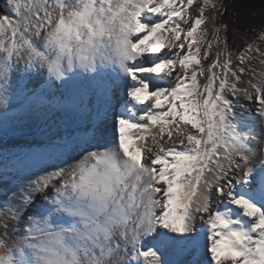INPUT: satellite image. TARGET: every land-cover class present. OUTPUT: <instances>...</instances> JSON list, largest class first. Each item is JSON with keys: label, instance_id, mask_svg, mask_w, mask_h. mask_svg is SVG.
I'll return each instance as SVG.
<instances>
[{"label": "snow or ice", "instance_id": "snow-or-ice-1", "mask_svg": "<svg viewBox=\"0 0 264 264\" xmlns=\"http://www.w3.org/2000/svg\"><path fill=\"white\" fill-rule=\"evenodd\" d=\"M225 12L216 0H4L5 113L66 94L101 107L91 137L0 193V264H264V23L234 66Z\"/></svg>", "mask_w": 264, "mask_h": 264}, {"label": "bare ground", "instance_id": "bare-ground-1", "mask_svg": "<svg viewBox=\"0 0 264 264\" xmlns=\"http://www.w3.org/2000/svg\"><path fill=\"white\" fill-rule=\"evenodd\" d=\"M260 48L264 49V42H261ZM254 56L258 57V53L254 52ZM252 63L257 71L261 69L262 65L259 58ZM177 71H181V69L178 68ZM248 79L249 76L243 78L245 84ZM27 84L30 86H27L28 88L33 87L31 83ZM20 87H24V84H21ZM50 92L56 94L54 91L50 90ZM50 99L52 98L50 97ZM240 99L247 105L248 109L256 107L255 103H249L244 100L243 96ZM97 109L99 107H96ZM117 109L120 108L117 107L116 111ZM237 110L238 112H246V110L240 109L239 105H237ZM94 113L95 110L90 111L87 108L79 107L75 97L72 103L68 104L65 102V98L61 99L58 95H54L52 103H45L34 108H29L27 103H21L20 100H17L7 113H5L3 107H0V143L8 141L9 143H7L4 149L7 151L6 155H9V151L14 153L6 157L5 160L0 158V185L5 186L7 190L10 189L12 183L8 178L13 177L16 171L20 173L15 176L18 178L22 175L21 172H24L23 174L26 175L27 170L31 166L43 163V161L33 159L37 155L43 156L44 161H48L51 158L50 163L55 162L57 153L54 152L50 143H57L61 138V133L65 132V130L68 129L67 133L70 135L68 136L69 141H65L67 143L91 137L94 128L98 124L95 118L92 120ZM87 118L92 120V123L88 125L89 127L86 130L78 129L76 125ZM104 123L107 128H112L114 124L112 113H109ZM80 136L83 138H80ZM112 139H114V135L110 134L109 141ZM28 150L31 152H28ZM30 173L33 174L35 172L32 171ZM30 173L27 175L30 176ZM41 199L42 197H37V201Z\"/></svg>", "mask_w": 264, "mask_h": 264}, {"label": "trees", "instance_id": "trees-1", "mask_svg": "<svg viewBox=\"0 0 264 264\" xmlns=\"http://www.w3.org/2000/svg\"><path fill=\"white\" fill-rule=\"evenodd\" d=\"M3 3L4 0H0V13L4 12ZM221 4L227 8V12L219 22L228 23V43L236 55L259 34L264 23V0H223Z\"/></svg>", "mask_w": 264, "mask_h": 264}, {"label": "rangeland", "instance_id": "rangeland-1", "mask_svg": "<svg viewBox=\"0 0 264 264\" xmlns=\"http://www.w3.org/2000/svg\"><path fill=\"white\" fill-rule=\"evenodd\" d=\"M222 2H223V0H217L216 1L217 4H221ZM3 7H4V3H3ZM222 35H223V33H222ZM258 43H259V46H260L261 42L258 41ZM213 52L215 53V49L213 50ZM253 55H254V53H253ZM235 57H236V55L233 54L234 66H235ZM27 86L30 87L28 84H27ZM68 136H70V135H67V134H64V133L62 134L61 133V138L57 141V143H54V144L51 145V147L53 148L54 152L57 153V149L59 147L63 146L64 144H67V142L69 141ZM65 141H67V142H65ZM3 142L4 143H0V158H2V160H5L6 157L11 156L14 153H12L11 151H9L10 152L9 155H6L7 154V151L4 150V149L6 148L5 146L9 142L8 141H3ZM51 160H52L51 158L48 159V161L45 160V161H43V163H41V164H39L37 166L30 167V169H28L27 171L29 173L32 172V171L36 173L38 170H40L41 167L44 166V162L50 163ZM29 173H26V175L29 174ZM26 175H22V176H20L18 178L14 177V176L11 177V178H8L10 180V182L12 183L11 186H10V188H16L19 185H21L24 182V178L27 177V176H29V175H27V176ZM5 191H7L6 187L3 186V185L2 186L0 185V193H3ZM0 199H3V196H0ZM13 228L21 229V224H20V222L18 220H10L9 221V233L12 236L19 235L20 234L19 232H17V233H13L12 232V229ZM21 231H22V229H21ZM2 232H3V229H0V234H2Z\"/></svg>", "mask_w": 264, "mask_h": 264}]
</instances>
